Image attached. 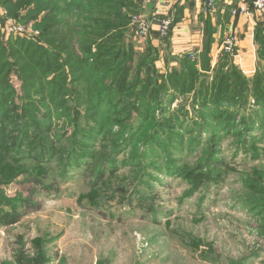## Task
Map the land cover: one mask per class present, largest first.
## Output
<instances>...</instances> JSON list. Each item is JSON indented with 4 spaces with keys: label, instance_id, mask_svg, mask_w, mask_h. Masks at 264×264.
<instances>
[{
    "label": "trees",
    "instance_id": "1",
    "mask_svg": "<svg viewBox=\"0 0 264 264\" xmlns=\"http://www.w3.org/2000/svg\"><path fill=\"white\" fill-rule=\"evenodd\" d=\"M138 1L142 3L0 0L8 17L17 23L32 21L39 30L28 40L4 39L5 19L0 16V184L23 176L35 187L52 191L70 170L83 168L81 172L90 174L91 187H104L118 168L116 155L133 152L138 144L140 155H130L125 162L136 164L145 178L147 170L160 168L147 165L150 157L156 155L166 164L174 162L172 154L197 151L203 144L206 155L201 168L205 169L189 173L194 188L220 178L212 172L223 167L215 150L221 139L232 134L238 135L236 149L245 148L251 157H259L250 137L264 131V20L258 19L253 27L256 68L247 77L224 49L212 62L215 39L206 24L194 59L189 53L161 55L151 37L143 50L136 51L133 40L126 37L132 30L129 15L140 14ZM253 1L247 5L250 10ZM168 37L161 39L167 54ZM159 60L164 72L156 66ZM12 73L21 82L20 94L9 80ZM191 92V110L172 107ZM56 118L72 125L67 146L65 132L52 130ZM100 146L102 152L96 151ZM168 168L177 172L171 165ZM257 191L264 202V187ZM1 201L9 204L7 209L0 206L2 224L17 222L21 215L17 209L23 207L25 212L32 204L30 199L5 196L2 188ZM246 204L254 215L263 214L259 228L264 235V208L261 213L260 204ZM22 259L25 264H46L42 255L36 261Z\"/></svg>",
    "mask_w": 264,
    "mask_h": 264
},
{
    "label": "rangeland",
    "instance_id": "2",
    "mask_svg": "<svg viewBox=\"0 0 264 264\" xmlns=\"http://www.w3.org/2000/svg\"><path fill=\"white\" fill-rule=\"evenodd\" d=\"M142 3L138 1L139 15L145 16L153 28L144 36L132 35L131 31L130 37H126L133 40L138 52L143 50L146 39L150 37L164 46L161 39L168 36L161 37L156 30L159 16L170 19L169 32H172L174 16H178L175 11L174 16L168 11L152 15L153 9L149 10ZM229 7L227 13L230 17L248 14L244 31L252 26L253 21L255 24L258 19L264 20V14L251 15L254 8L248 9L247 13L233 14L234 9L240 8ZM204 8V5L199 7L200 12L215 19L217 3L214 12ZM132 15H129V20ZM14 22L21 26L17 31L22 34H16V31L8 34L9 26L2 27L4 39L10 36L28 40L32 31L39 34L32 21ZM237 33L229 32L226 38L235 37ZM168 38L170 48L171 35ZM226 38L220 41L217 38L218 46L216 42L212 45L210 54L213 62L223 49ZM42 42L40 39L39 45ZM162 49L164 55L171 56L166 53L167 48ZM230 55L233 60H239L237 47ZM162 61L159 60L156 66L164 72ZM252 74L244 75L251 77ZM9 80L16 93L20 94L19 78L12 73ZM192 98L191 92L178 98L172 107L181 105L191 110ZM51 126L54 133L65 132L63 137L66 136L67 146V135L72 129L69 121L56 118ZM237 138L236 134L227 135L217 144L215 154L222 160L223 167L212 172L218 173L220 178L194 188L191 187L189 173L205 169L201 168L206 155V145L203 144L197 151L172 154L175 163L165 164V159L159 160L156 155L150 157L147 165L160 168L147 170L146 178L141 168L135 167L136 164L125 162L130 155H140L142 149L138 144L133 152L116 155L118 168L105 181L107 185L104 187H91L90 174H86L85 169L81 172L83 168L70 170L67 176L58 178L61 180L58 181L59 187L52 191L35 187L23 176L8 184H0L5 196L23 197L32 203L25 207V212L23 207L17 209L21 213L17 222L0 223V264H25L27 261L22 256L36 261L40 255L45 256L46 264H264V235L259 228L263 214L254 215L246 204L249 201L260 204L257 210L261 213L264 208L257 191L264 187V131L255 132L250 137L258 148L259 157H251L245 148L236 149ZM96 151L102 152V147ZM169 165L177 168V172L169 171ZM8 205L0 202L4 209Z\"/></svg>",
    "mask_w": 264,
    "mask_h": 264
},
{
    "label": "crops",
    "instance_id": "3",
    "mask_svg": "<svg viewBox=\"0 0 264 264\" xmlns=\"http://www.w3.org/2000/svg\"><path fill=\"white\" fill-rule=\"evenodd\" d=\"M215 2L217 3L218 8L217 13L215 14V19L210 15L202 14V12H200L199 7L202 6L201 0H160L159 4H155V6L152 7L153 11L151 10V14H166V11H168L169 15L174 16V11L176 13L177 10L181 11L178 16H174L177 20L175 19L171 32V45L169 48L171 56H179L193 50L200 51L204 39L205 24L206 26L210 25L213 29L211 35L215 39L216 47L218 46L217 38L220 41V39L226 38L227 33L238 32L236 34L237 36H235V47H237L239 53V60L236 61V59H234V62L244 74H252L255 69V47L253 45L254 21L252 22V26L246 27L244 31V24L246 23V20H248V14L239 15L238 17H230L227 13L228 9H230L229 6L237 8L245 7L248 9L247 5L250 0H215ZM220 7H222V10ZM224 14L225 18H223ZM251 15L255 16L256 13L253 12ZM151 41L154 46L160 49V54L162 55V48L164 46H162L160 42L159 44L155 43L154 38H152ZM157 63L158 61L156 62V65ZM161 64L164 66L163 61Z\"/></svg>",
    "mask_w": 264,
    "mask_h": 264
},
{
    "label": "built area",
    "instance_id": "4",
    "mask_svg": "<svg viewBox=\"0 0 264 264\" xmlns=\"http://www.w3.org/2000/svg\"><path fill=\"white\" fill-rule=\"evenodd\" d=\"M159 2L160 0H156V4H159ZM201 3L205 7L204 9L208 11L213 10V12L215 11V0H201ZM253 8H254V12L256 13V15L264 14V0H254ZM247 10L248 9L245 7H242L240 9H234L233 14H235L236 12L247 13ZM0 16L5 19L4 27L9 26L8 29H11L10 31H8V34L12 33L13 31H16V34H19V35L22 34L21 31L20 32L17 31L18 29H21L20 28L21 26L17 25L13 19L8 17L6 10H4L3 8L0 9ZM170 25H171V21L169 18H167L166 16L159 17L156 30L158 31L161 37H164L166 36V34H168ZM129 27L132 29L131 31L133 35L144 36L146 35L147 32H149V30L153 26L151 25V22L145 16L139 15V14H135V15L133 14L129 20ZM29 32H30V29L28 30V33ZM31 34H37V31H32ZM235 46H236V38L227 37L224 41L223 49L229 52L230 54H233ZM198 52L199 50H193L189 52L190 58L192 59L196 58V55L198 54Z\"/></svg>",
    "mask_w": 264,
    "mask_h": 264
},
{
    "label": "water",
    "instance_id": "5",
    "mask_svg": "<svg viewBox=\"0 0 264 264\" xmlns=\"http://www.w3.org/2000/svg\"><path fill=\"white\" fill-rule=\"evenodd\" d=\"M156 4V0H147L143 3V6L148 8L149 10H152V7H154Z\"/></svg>",
    "mask_w": 264,
    "mask_h": 264
}]
</instances>
